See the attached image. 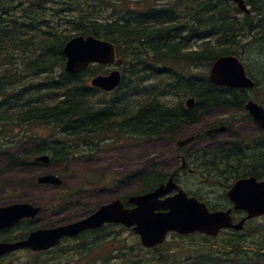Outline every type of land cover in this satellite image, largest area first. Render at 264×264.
<instances>
[{
	"label": "trees",
	"instance_id": "obj_1",
	"mask_svg": "<svg viewBox=\"0 0 264 264\" xmlns=\"http://www.w3.org/2000/svg\"><path fill=\"white\" fill-rule=\"evenodd\" d=\"M150 1L0 0V133L10 124L41 125L48 133L32 135L25 153L69 162L128 137L176 139L213 110L243 114L251 95L245 89L213 84L208 69L221 55H235L244 62L242 48L250 43L236 49L237 37L259 40L264 51V0H245L248 13L230 0ZM78 34H91L116 46L123 59L116 92L89 85L92 76L105 73L100 65L76 74L64 71L62 47ZM195 42L198 47L192 48ZM197 62L205 65L199 69ZM258 68L264 79V66ZM27 77L39 80L33 84ZM259 82L258 97L264 92V82L262 86ZM99 95L104 98L96 99ZM190 97L193 105L186 108L184 101ZM221 124L229 127L231 121L208 127ZM190 157L200 164L199 182L220 186L223 192L239 177L264 179V130L248 143L233 140L211 149L203 144ZM31 159L20 157L23 163ZM171 172L156 167L128 176L140 182L132 193L153 190ZM108 226L116 225L91 231L92 240L73 244L68 253L85 258L97 246L112 242L107 238L111 232H104ZM173 238H177L173 247L165 241L150 249L138 241L130 246L115 241L108 255L94 259L99 258L100 264H264V224L254 220L241 231L228 230L222 238L197 233L173 234Z\"/></svg>",
	"mask_w": 264,
	"mask_h": 264
},
{
	"label": "rangeland",
	"instance_id": "obj_2",
	"mask_svg": "<svg viewBox=\"0 0 264 264\" xmlns=\"http://www.w3.org/2000/svg\"><path fill=\"white\" fill-rule=\"evenodd\" d=\"M155 1L158 2V0ZM160 1L165 2L171 0ZM147 2L149 3L151 1L147 0ZM251 38V36L247 35L237 37V45H235V48L243 47L246 42L250 43L248 48H242L244 63L249 66V69L246 68V72L255 82H262L259 84L262 86L264 79L258 67L261 65L264 66V51L258 47L260 41L250 40ZM196 47H198L197 42L194 43L192 48ZM204 65L203 62H197L199 69L203 68ZM180 67V65H177V68ZM112 68L113 66L110 65L102 66L104 72ZM26 80L36 84L39 79L32 80V78L27 77ZM248 93L257 101H260L264 95L263 92L262 96L260 95L258 97L259 93L255 89L248 90ZM99 98L102 99L104 97L101 95L96 97V99ZM234 117L235 121L233 122L232 119ZM228 120L231 121L229 129L222 133L221 136H218L216 139H202L204 147L211 149L219 144L224 145L233 140L248 143L260 134L258 129L245 116L244 112L242 114L238 111H232V109L211 111L204 120L188 126L183 134L198 132L208 124L216 121L225 122ZM242 120H246L247 122H241ZM48 131V128L38 124L31 126L24 125L21 127L10 124L9 130L4 131L5 137L0 135V205L24 200L41 205L42 208L35 220L26 223L21 229L31 228L33 226L50 227L51 225L77 220L89 213L90 209H95L100 204L106 203L115 197H123L137 191L140 182L128 178V176L142 170H150L156 167L158 169L168 170L173 168L180 160L176 161V152L174 151L175 137L169 138L168 136L157 139L128 137L115 142L110 148L98 149L90 156L77 155L69 162L36 163L31 161L23 163L24 161H20V158H15L12 161V158L7 153V151L12 150H7L11 146L7 144L6 148L3 145L7 136L8 143L15 137L14 147L16 150L14 153L25 154L32 144L30 137L32 135L44 136ZM106 144L107 142L104 143V145ZM198 146H200L198 140L190 145V147L195 148ZM199 167L200 164L198 163L197 168ZM49 171L59 173L62 176L63 183L61 186L41 185L36 182L35 184L31 183V179L42 173H48ZM201 177L199 172L182 173L178 178V183L185 191L193 196H202L204 198L203 200L212 207H228L230 202L226 198L223 188L217 185L210 186L199 182ZM254 221L257 225L260 223L264 224V216L255 218ZM104 230V232H111L107 235L108 241H123V243H127V246L135 245L139 241L137 235L130 228L108 226ZM226 234L227 231H223L217 237L221 236L222 238ZM90 236L89 234H85L78 239H67L62 242L61 246L48 253L33 254L28 251H19L0 259V264H67L66 260L69 258L72 261L69 264H99L97 259L92 263V258L98 257L99 255H108L114 247V242H109L110 247L107 244L97 246L94 253H90L86 258L68 253L73 244L81 243L83 240H92ZM197 239H200L199 236ZM176 240L177 238H173L172 233L168 235V245L175 246L177 243ZM183 243L187 245L188 240H185Z\"/></svg>",
	"mask_w": 264,
	"mask_h": 264
},
{
	"label": "water",
	"instance_id": "obj_3",
	"mask_svg": "<svg viewBox=\"0 0 264 264\" xmlns=\"http://www.w3.org/2000/svg\"><path fill=\"white\" fill-rule=\"evenodd\" d=\"M231 1L242 11L248 12L245 0ZM63 53L65 69L72 73L83 71L90 63L117 65L122 63V59L117 58L113 43L93 35L73 36L65 43ZM120 80V71L113 69L107 74L92 77L90 83L93 87L111 91L119 85ZM209 80L230 87L254 86L253 79L246 75L243 63L233 55L220 56L212 63ZM192 103V98L186 101L188 107H191ZM245 108L253 121L264 127L262 104L249 99ZM192 139L193 136H188L177 143L183 145ZM36 159L47 162L48 156L41 155ZM172 178L173 176L150 192L130 195L127 201L133 204V207L127 208L122 199L115 198L82 219L35 229L23 240L2 241L0 255L24 247L32 250L48 249L56 245L62 237H73L84 230L98 228L107 222L132 228L144 247H153L161 244L170 231L178 234L200 232L217 236L221 229H241L246 219L264 214V181L257 180L254 176L237 179L227 191V197L233 203V208L247 213L236 223L232 222L231 208L209 210L204 202L193 196L189 197L182 189L171 196H166L177 188ZM37 181L55 185L61 183V179L54 174L41 175ZM38 209L29 202H14L0 206V229L13 226L22 218L34 217Z\"/></svg>",
	"mask_w": 264,
	"mask_h": 264
},
{
	"label": "flooded vegetation",
	"instance_id": "obj_4",
	"mask_svg": "<svg viewBox=\"0 0 264 264\" xmlns=\"http://www.w3.org/2000/svg\"><path fill=\"white\" fill-rule=\"evenodd\" d=\"M213 131V130H211ZM209 131V132H211ZM187 147L185 148H178L176 147L175 145V149L178 150L179 154H180V161L181 164H180V169L182 171H186V170H190L192 169L193 171H196V160H193L191 159L190 157V153L193 152L194 148H190L188 150H186ZM178 167V166H176ZM51 172V171H49ZM42 208H40L36 214L35 217L33 218H23L22 220H20L16 225L10 227V228H5L3 230H0V241H4L3 239H6L8 238L9 240L8 241H16V240H19V239H23L27 236L28 232H30L31 230H27L26 229H21V227H24V225L26 223H29V222H32L35 220V218L37 217V215L39 214V212L41 211ZM237 214L234 215L235 217V220L243 217V215L245 214L244 212H236ZM33 227H36L37 226H33ZM10 234H13L14 236H11V237H8ZM11 239V240H10ZM19 251H28V252H31L33 254H36V253H48L50 251H52V249H49V250H45V251H32L28 248H24V249H20V250H17L15 252H12L10 254H14V253H17ZM8 255V254H7ZM35 264V263H33Z\"/></svg>",
	"mask_w": 264,
	"mask_h": 264
},
{
	"label": "bare ground",
	"instance_id": "obj_5",
	"mask_svg": "<svg viewBox=\"0 0 264 264\" xmlns=\"http://www.w3.org/2000/svg\"><path fill=\"white\" fill-rule=\"evenodd\" d=\"M1 94V93H0ZM181 125V124H180ZM47 146V145H46ZM225 150V149H224ZM234 150V149H233ZM238 152V151H237ZM235 154V153H234ZM67 159H65V161H66ZM58 171V170H57ZM106 172V171H105ZM86 181V180H85Z\"/></svg>",
	"mask_w": 264,
	"mask_h": 264
}]
</instances>
